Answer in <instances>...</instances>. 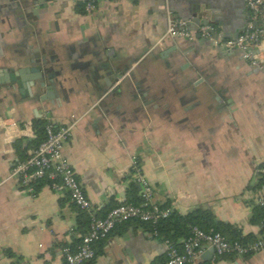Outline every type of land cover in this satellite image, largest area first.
I'll use <instances>...</instances> for the list:
<instances>
[{
    "label": "crops",
    "instance_id": "crops-1",
    "mask_svg": "<svg viewBox=\"0 0 264 264\" xmlns=\"http://www.w3.org/2000/svg\"><path fill=\"white\" fill-rule=\"evenodd\" d=\"M169 18L187 23L194 39L166 38ZM251 20L245 0H97L91 13L80 0H0V73L9 79L0 83V122L71 125L63 156L96 217L127 202L131 184L140 197L143 177L155 204L181 216L209 211L259 241L264 66L197 38L208 25L234 40ZM34 54L62 73L52 99L40 100L47 90L18 75ZM34 137L32 130L17 139L28 156ZM17 140L5 141L0 127V264H64L79 209L46 182L32 194L20 187L12 174ZM93 248L86 264L166 259L162 239L135 221L116 225ZM199 264H264V253L217 258L206 249Z\"/></svg>",
    "mask_w": 264,
    "mask_h": 264
},
{
    "label": "built area",
    "instance_id": "built-area-1",
    "mask_svg": "<svg viewBox=\"0 0 264 264\" xmlns=\"http://www.w3.org/2000/svg\"><path fill=\"white\" fill-rule=\"evenodd\" d=\"M84 12L95 11L97 0H80ZM252 20L246 25L245 30L234 40H224L220 34L213 39L212 28L208 25H200L198 35L207 41L214 43L216 47L228 48L242 53L244 60L253 67L264 66V27L259 28V23L264 10V0H245ZM261 23V21H260ZM187 23L174 21L169 18L167 36L171 38H185L193 40L194 36L186 29ZM0 127L3 130L4 139L11 142L20 139L22 135L32 136L30 125L22 129L14 120H2ZM72 126L55 127L47 122L44 127V140L32 150L29 157L19 162L12 170L13 176L18 180L21 188L32 194L35 185L41 180L49 181L51 190L57 193L68 194L70 202L80 211L90 212L91 205L79 184L75 173L63 156V144L70 138ZM132 169L139 172L136 162L132 161ZM137 183L141 187L140 198L142 204L133 206L119 204L111 209L105 218L101 219L91 213L88 232L81 239L75 252L65 249L64 264H83L92 260L95 256L94 244L106 238L116 225L137 220L142 223L156 224L166 219L171 210L161 208L154 203L153 191L143 177H137ZM258 205L263 209L262 223L264 224V199H260ZM165 262L163 264H199L202 253L208 249L216 257L224 255L246 256L252 253H264V241L259 240L251 245L229 243L219 233L214 231H202L198 228L191 230V235L181 242V248L165 242Z\"/></svg>",
    "mask_w": 264,
    "mask_h": 264
},
{
    "label": "trees",
    "instance_id": "trees-1",
    "mask_svg": "<svg viewBox=\"0 0 264 264\" xmlns=\"http://www.w3.org/2000/svg\"><path fill=\"white\" fill-rule=\"evenodd\" d=\"M46 126V123L43 121H36L33 123L32 130L34 131V139H32L29 144H28V149L34 150L43 140H44V127ZM13 147L15 148L20 161L22 162L26 160L29 156L27 155V150L22 149V141L17 140L13 143ZM261 173V181H264V165L259 167ZM46 182L49 184L48 180H41L39 183ZM37 183L35 187L39 184ZM129 198L125 204H130L133 206H140L142 204L141 198L137 196V190L133 184L130 185L129 187ZM118 205H113L110 207V209L103 214L101 217L98 218H105L108 212L116 207ZM161 208L165 209L166 207ZM168 209V208H167ZM261 214H260V219H261V224L264 229V224L262 223V217H263V209L260 208ZM78 215V221H77V226L75 227V230H73V234L76 236L75 242L72 247L69 248L71 252H75L76 248L81 242V239L86 233L88 232V227H89V222L91 218V213L90 212H83L79 211ZM130 221H135L139 222L137 220H130ZM129 222V221H128ZM126 223V222H125ZM142 223V222H139ZM142 224H147L149 227L152 229V232L155 233L158 237L162 239V241L168 242L172 244L173 246L177 247L178 249L181 248V242L190 237L191 235V230L193 228H198L202 231H214L219 233L225 240H227L229 243H238L240 245L246 246V245H251L256 242H250L246 238H241L239 234L236 233L234 229H231V227L223 225L221 223H216L214 215L205 210H196L186 216H181L177 214L175 211H171L170 215L158 223L152 225L149 223H142ZM227 231L231 232L232 237L228 238L226 236ZM264 241V238L261 239ZM224 256H219V257H225ZM217 257V258H219ZM93 260V259H92ZM90 260L89 262H91ZM86 262V263H89ZM165 262V261H164ZM163 262V263H164ZM83 263V264H86ZM162 263V264H163Z\"/></svg>",
    "mask_w": 264,
    "mask_h": 264
},
{
    "label": "water",
    "instance_id": "water-1",
    "mask_svg": "<svg viewBox=\"0 0 264 264\" xmlns=\"http://www.w3.org/2000/svg\"><path fill=\"white\" fill-rule=\"evenodd\" d=\"M262 15L264 17V10L262 11ZM258 23H256L257 25ZM211 34L213 35V39H216L217 33L214 31H211ZM172 39L170 36H166V38ZM200 39V36L197 37ZM205 41V40H203ZM204 43H208L206 45H210L211 47L214 46V43H209L205 41ZM219 53L222 55L230 54L232 53V50L228 48H222V47H216ZM29 67L27 69L21 70L18 75H20L21 79L25 82H27V85L30 87H35L36 89H46L47 95L46 96H40V100H44L45 98L52 99L53 96H57L56 88L60 86V83L57 78L61 77L62 73L59 71H54L53 67L49 65V62L45 60V58H39L37 54H34L33 58L29 62ZM26 73L27 76H24ZM4 75V76H1ZM0 83L5 84L9 82V79L7 77V71L3 70L2 73H0Z\"/></svg>",
    "mask_w": 264,
    "mask_h": 264
}]
</instances>
